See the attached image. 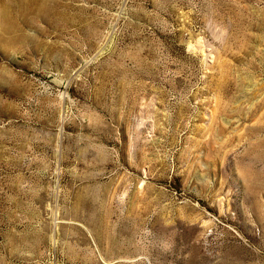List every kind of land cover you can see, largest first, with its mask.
I'll return each mask as SVG.
<instances>
[{
  "label": "rangeland",
  "instance_id": "374dc122",
  "mask_svg": "<svg viewBox=\"0 0 264 264\" xmlns=\"http://www.w3.org/2000/svg\"><path fill=\"white\" fill-rule=\"evenodd\" d=\"M28 1L0 0V264H264V0Z\"/></svg>",
  "mask_w": 264,
  "mask_h": 264
},
{
  "label": "bare ground",
  "instance_id": "6f19581e",
  "mask_svg": "<svg viewBox=\"0 0 264 264\" xmlns=\"http://www.w3.org/2000/svg\"><path fill=\"white\" fill-rule=\"evenodd\" d=\"M21 1H22V0H21ZM29 1H30V0H29ZM29 1H28V2H29ZM26 6H29L28 3L26 4ZM39 8H40V7H39ZM28 9H29V8H28ZM43 9H44V7L41 6L40 11L42 12ZM36 11H37V10H35V12H36ZM43 11H44V10H43ZM41 14H42V13H41ZM41 19H42V18H41Z\"/></svg>",
  "mask_w": 264,
  "mask_h": 264
}]
</instances>
